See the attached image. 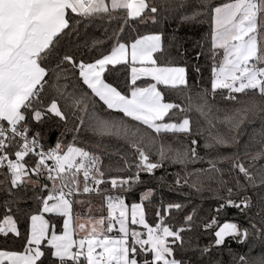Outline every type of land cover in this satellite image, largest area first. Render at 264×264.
Listing matches in <instances>:
<instances>
[{"label": "snow or ice", "instance_id": "snow-or-ice-1", "mask_svg": "<svg viewBox=\"0 0 264 264\" xmlns=\"http://www.w3.org/2000/svg\"><path fill=\"white\" fill-rule=\"evenodd\" d=\"M0 237V264H264V0H0Z\"/></svg>", "mask_w": 264, "mask_h": 264}, {"label": "trees", "instance_id": "trees-1", "mask_svg": "<svg viewBox=\"0 0 264 264\" xmlns=\"http://www.w3.org/2000/svg\"><path fill=\"white\" fill-rule=\"evenodd\" d=\"M166 31V33L171 32L173 30L174 25H161ZM197 29L200 27H203L205 30L207 29V24L203 26H196ZM142 31L144 29H141ZM93 31L96 33L97 36L102 37V30L93 29ZM199 32L193 29L189 28H182L179 32L176 33L177 36V43L182 44L183 47H186L189 49L190 53L192 50V45L195 43L197 39H199ZM173 56H175V47L172 49ZM118 70L114 71L113 74L109 77L110 79L115 80L117 77H119L121 80L123 79L124 73L122 70H119V66H117ZM175 94H173L174 98ZM193 119H196L198 117V114L196 112H192L190 114ZM201 125L205 127V135H207V128L208 126L204 123L203 119L201 118ZM261 128V121L259 118L254 120L252 123H246L245 125H242L240 130V139L246 140L248 137L252 134L258 133ZM58 134L57 130L54 128L51 132V137L54 140L56 135ZM169 172H174L178 170V166H171L169 167ZM162 174V171H157L156 175L159 176ZM145 174H142L144 176ZM168 185H172L171 188ZM155 186V185H154ZM156 187V201L159 202V200L162 198L165 203L169 201H174L178 203H184L188 204L189 208L191 206H195L197 209V212L200 216L207 218L212 214V210L217 206V200L214 198L213 194L210 192H203V193H197L194 189H190L187 186H184L183 188H177L174 183L173 179L169 178L167 181V184L164 186H155ZM131 203V200L129 201ZM255 211V209H253ZM227 219H236L235 213L230 212L228 213L227 217H221V222L223 220ZM195 242V241H194ZM199 245L201 247L214 244V237L211 234L203 233L199 236ZM249 244L253 245V250L255 252L260 251V242L255 240L253 237L249 238L248 241ZM0 247L2 248H15L19 247V242L14 241L12 239H9L7 242H5L3 237H0ZM241 245H237L235 241L231 240L230 238H226V242L222 246H213L209 252L205 256V259H214L219 260L222 262V264H230V254H229V248L233 250V252L239 251Z\"/></svg>", "mask_w": 264, "mask_h": 264}, {"label": "rangeland", "instance_id": "rangeland-1", "mask_svg": "<svg viewBox=\"0 0 264 264\" xmlns=\"http://www.w3.org/2000/svg\"><path fill=\"white\" fill-rule=\"evenodd\" d=\"M93 202H94V207H95V205L99 203V198L94 196Z\"/></svg>", "mask_w": 264, "mask_h": 264}]
</instances>
